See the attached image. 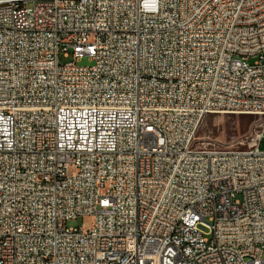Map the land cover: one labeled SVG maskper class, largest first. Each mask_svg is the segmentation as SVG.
<instances>
[{
  "label": "built area",
  "instance_id": "1",
  "mask_svg": "<svg viewBox=\"0 0 264 264\" xmlns=\"http://www.w3.org/2000/svg\"><path fill=\"white\" fill-rule=\"evenodd\" d=\"M211 114L264 116V0H0V264H264Z\"/></svg>",
  "mask_w": 264,
  "mask_h": 264
},
{
  "label": "rangeland",
  "instance_id": "2",
  "mask_svg": "<svg viewBox=\"0 0 264 264\" xmlns=\"http://www.w3.org/2000/svg\"><path fill=\"white\" fill-rule=\"evenodd\" d=\"M74 62L72 56L60 58L61 64ZM253 63V60L251 61ZM79 66H90L89 58L78 62ZM264 126V116L236 115V114H211L203 120L198 134L197 143L208 147L220 149H245ZM264 149V146H263ZM90 219L78 218L68 223L69 228H81ZM264 259V255H263Z\"/></svg>",
  "mask_w": 264,
  "mask_h": 264
}]
</instances>
